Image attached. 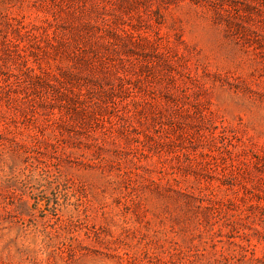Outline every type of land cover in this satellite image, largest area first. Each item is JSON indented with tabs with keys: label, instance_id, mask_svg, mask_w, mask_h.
Segmentation results:
<instances>
[{
	"label": "rangeland",
	"instance_id": "1",
	"mask_svg": "<svg viewBox=\"0 0 264 264\" xmlns=\"http://www.w3.org/2000/svg\"><path fill=\"white\" fill-rule=\"evenodd\" d=\"M0 264H264V0H0Z\"/></svg>",
	"mask_w": 264,
	"mask_h": 264
}]
</instances>
